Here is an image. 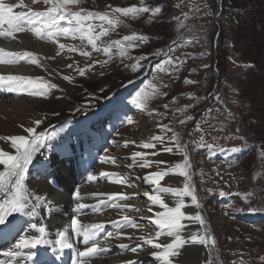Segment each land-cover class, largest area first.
Returning <instances> with one entry per match:
<instances>
[{"label": "rangeland", "instance_id": "rangeland-1", "mask_svg": "<svg viewBox=\"0 0 264 264\" xmlns=\"http://www.w3.org/2000/svg\"><path fill=\"white\" fill-rule=\"evenodd\" d=\"M4 2L23 5L13 11H43L48 7L43 2L33 4L32 0ZM130 6H159L161 11L128 17L117 13L122 23L114 29L99 19L84 22L85 33L88 25L93 26V35L102 27L108 29L107 35L97 41L101 48L132 33L147 36L146 42L128 50L127 57L119 56L116 47L111 49V58L102 50L94 51L86 34L83 39L80 33L75 38L54 35L50 39L46 33L56 31L52 28L37 37L31 31L33 26L27 24L23 25L25 30L14 32L26 39L23 54L16 56L31 54L22 59L28 71L15 75L30 77L35 82L31 90L45 92H22L24 99L41 114L42 123L35 125V129L45 137L43 146L53 149L59 134L72 135L77 128L93 133L108 129L117 134L129 125L141 144L149 142L152 136H165V145L173 147L169 154L174 157V167L184 163L185 154L177 152L174 141L169 143L175 133L191 165L190 184L205 221L203 233L215 241L207 247L195 245L203 246L206 254L211 247L218 264H264V171L259 169L256 159L259 151L264 155V0H79L77 6L70 7L73 11L111 13L114 8ZM57 27L67 25L61 21ZM60 44L65 48L61 49ZM69 46L76 51L69 50ZM141 55L147 59L140 61L142 68L133 72L131 64ZM168 56L176 63L184 62L178 71H172V65H165L163 71L157 68ZM33 57L37 64L30 62ZM80 69L84 75H79ZM186 79L196 83H185ZM51 84L56 87L49 88ZM152 85L158 90L155 93ZM92 86L95 91L90 90ZM210 92L212 95L207 97ZM145 94L149 97L146 108H136L133 98L142 99ZM198 112L201 113L197 115ZM127 117L132 118L131 124L126 122ZM158 125H166L167 129L162 132ZM163 147L158 144L147 152L168 153ZM234 148L237 150L232 151ZM3 171L5 167L0 169ZM164 181L166 187L174 183L170 178ZM176 183L182 189L185 177L177 176ZM220 192L225 195L220 196ZM162 196L169 207L178 202L170 193ZM188 198L183 197L188 206L182 210L194 216V205H190L191 197ZM162 211L165 209L156 205L146 217ZM187 255L183 252L173 258L179 260L173 264H182ZM209 262L214 264L210 257L201 264Z\"/></svg>", "mask_w": 264, "mask_h": 264}, {"label": "snow or ice", "instance_id": "snow-or-ice-1", "mask_svg": "<svg viewBox=\"0 0 264 264\" xmlns=\"http://www.w3.org/2000/svg\"><path fill=\"white\" fill-rule=\"evenodd\" d=\"M33 4H38L43 2L45 5H48L43 11H34L29 8L27 12L25 11H13L16 7H23V5H14L10 3H5L4 0H0V37H13L14 32H20L25 30L23 25H31V31L37 37H41L44 34L46 29L56 28L55 32L47 31V36L51 39L54 35H64L69 36L72 35L75 38L76 33H80V38L83 39L85 34L87 35L88 43L92 45L94 51H103L105 55H108L111 58V49L112 47H116L118 49V55L121 57H127L128 50L134 47H139L140 44L147 41L148 37L144 35H138L136 33H132L131 35H125L121 39L110 41L106 46L98 47L97 41L101 36L107 35L108 29L101 28V31L98 34H92V25L87 26V33H85V21L89 19H99L101 21H106L113 29L122 23V21L116 17V14L119 13L124 17H128L130 15H138L140 13H146L151 11L153 14L159 13L161 11L160 7L157 6L154 9H150L149 7H136L130 6L126 8H114L109 12H93L85 9H80L78 11H73L70 6H77L79 4V0H32ZM113 17V18H110ZM63 21L66 23L67 27H57L59 23ZM39 24V27H35L34 25ZM5 25L7 26L5 28ZM14 38V37H13ZM139 41V44L136 43ZM59 47L61 49L65 48L64 44H60ZM69 50L76 51L74 47L69 46ZM171 51V50H169ZM0 52H3L0 49ZM82 55L88 56L90 53L81 52ZM159 52L154 53L153 55H158ZM13 55V54H9ZM18 55V54H15ZM167 55V54H165ZM31 54L24 53L23 56L19 57L20 59H24L25 57H30ZM146 55H141L136 57V62L131 64V70L136 72L138 68H142L140 61L146 60ZM2 63H13L18 62L15 59L2 60ZM31 63L37 64L38 61L33 57L30 60ZM183 61L176 63L171 56H168L166 60H162L157 64V68L160 70H165V65H172V71H178L180 65H182ZM70 67V66H69ZM91 67V65H89ZM128 67V65H126ZM204 67H207L205 65ZM84 70H79V75H84ZM68 79V77H65ZM185 83L194 84L196 81L193 80H185ZM30 86H35V82L27 76H18V75H0V87L6 88L11 92H29L31 95H44L45 92L32 91ZM56 85L51 84L49 88H55ZM154 89V93L158 90L155 89V85H152ZM137 97L141 96V93L136 94ZM160 95H167L166 93H160ZM149 99L148 95L145 94L142 99L133 98L132 103L138 109H144L147 106V100ZM175 99V98H173ZM199 99H203L200 97ZM167 107V105H165ZM190 107V106H189ZM191 119V117H188ZM126 122L131 124L132 118L127 117ZM35 125H40L42 121L40 119H36L33 122ZM183 123V121H181ZM161 131L163 132L167 129L166 125L160 126ZM171 131L170 129H168ZM25 132L28 135H20V136H11V137H0V140L3 141H11V147L15 149V154H9L8 152L0 149V165H4L5 171L0 172V232L3 229L8 228L10 225H13V221L17 219V215L27 216V217H36L38 215L37 208L40 206L42 202H45L46 198L41 195L33 196V193L29 191L24 182L25 171L28 166L32 163L33 157L36 152L39 151V147L44 145L45 137L42 133H37L34 127H28L25 129ZM167 138L165 136H152L149 142L142 143L143 149H156L157 145H164L163 151L171 153L173 152V147L165 145V140ZM172 141L175 142V149L177 152H182L184 154V163L176 164L174 167L168 168L167 170L162 171H152L148 172L143 176V181L147 184L153 186L151 192H144L143 196L147 198L149 202L148 211L152 212L154 205H159L164 208L165 211L156 212L154 216H150L148 218L149 224L156 226L155 234L153 235L151 231L147 235H139L136 236L133 234H126L120 231L122 228L131 227L133 229L139 228L141 232L144 231L143 226L137 224L131 216L122 215L119 220L111 221L112 224L116 225L118 231L116 232L117 237L122 235H127L130 240H136L138 243L136 246H130L128 244H121L120 247L124 249L130 250L132 253H138L144 251V245L151 246V249H155L150 251L152 257L155 258L159 264H173V258H177L182 254V250L186 245L192 244H200L204 246L214 245L215 241L208 235L207 233H194L189 234L187 236L183 235V232L187 228V225L183 223L184 220H193L198 221L201 226L204 225L205 221L199 212H197L194 216L188 215L182 209H185L188 205L185 204L183 197L188 196L191 197V202L197 208H199L197 196L195 195V189L191 186L190 180V163L189 158L186 153V149L183 145L180 144L179 137L173 133L170 138L169 143ZM129 141L124 142V147L127 148L129 145ZM209 152L212 151V146L209 145ZM237 149H232V151H236ZM151 155H157L155 151L151 153ZM149 156L147 151H136L132 154L133 164L129 165V167L138 166L140 168H148L152 163H155L157 167L163 161H150L146 159ZM139 158V160H137ZM101 161L103 162H111L115 163V157L103 156L101 157ZM169 173H178L180 176L185 177V183L182 189L171 188V187H162L161 181L169 175ZM115 176L117 179L116 183H126L127 177L120 176L117 173H100V178L103 177H112ZM98 179L97 176L89 173L87 180L88 182H93ZM162 193H170L171 195L178 198V202L174 207H169L168 204L165 203V200ZM136 193L125 194V193H113L108 195L107 200H99L96 205H93L94 209H100L103 207H116V208H129L133 209L136 212H139L140 209L136 208L134 205L125 203L120 204L117 201H128L134 198ZM220 196H224V192L219 193ZM74 199L77 201L74 208V215L71 217V233L76 236H82L85 244L88 242H92L91 246H86L83 250L78 251L73 264H86L88 260L93 257H97L103 252L107 251L106 248H100L97 246L96 238L98 234L104 229V224L102 223H94V224H86L81 225L80 220L78 219V215L83 213L84 209L89 207L84 203H80L79 201L82 199L80 190L77 189L74 193ZM47 211H53V209L48 208ZM25 224L31 229L38 232V235H24L22 236L17 244L15 245L13 250H9L4 253L6 257L15 258L17 256H25L28 261H31L32 264H42V261L39 256V252L37 251L38 246L47 244L48 241L44 239L45 237V226L43 224L37 225V223H31L28 225V222L25 221ZM112 233H108V236H111ZM68 236L67 231H60L58 233L59 239L57 240V244L61 248H70L71 245L66 242V237ZM161 237L170 238V242L162 243L160 241ZM142 242V243H141ZM24 249H29L27 253H24ZM57 260L60 259L59 256L56 257ZM0 264H10V261H0ZM126 264H134V261H127ZM211 264V262H209Z\"/></svg>", "mask_w": 264, "mask_h": 264}, {"label": "bare ground", "instance_id": "bare-ground-1", "mask_svg": "<svg viewBox=\"0 0 264 264\" xmlns=\"http://www.w3.org/2000/svg\"><path fill=\"white\" fill-rule=\"evenodd\" d=\"M13 37L8 40H3L0 37V49L3 50V52H0V59H15L18 62H0V75L22 74L24 71H28L22 59L19 58L21 56L14 55L23 54L22 50L26 47V39L19 34H13ZM13 46L21 49L11 48ZM0 91H3L0 93V137L28 135L25 129L28 127L35 128L33 122L40 118L39 110L36 109L35 105L28 103L24 99L22 95L24 92H11L4 87H0ZM131 128L127 125L117 134L111 130L108 131V129L93 133L86 128H77L75 129V134L71 135L68 132L59 134L53 149H47L43 145L39 147V151L36 152L32 163L25 171L24 182L29 191L33 193V196L41 195L46 200L37 208L38 215L36 217L17 215L13 225L0 232V261H10V264H32L25 256L9 258L4 255L5 252L14 249L22 236L39 234L25 224V221H27L28 225L37 223L38 226L41 224L45 226L44 239L48 243L38 246L37 249L42 264H73L78 251L83 250L86 246H91L92 243L90 241L86 245L82 236H76L71 233V217L75 214L73 210L77 203L74 199V193L79 189L82 196L79 202L89 205V207L84 209L83 213L78 215L81 225L102 223L105 226L98 234L96 243L98 247L106 248L107 251L91 258L86 264H126L127 261H134V264H159L150 254V251H153L151 246L144 245L145 250L138 253H132L128 249L121 248V244L136 246L138 241L130 240L127 235L117 237L116 232L118 229L116 225L111 223V221L119 220L122 215H128L137 224L143 226L144 231L141 232L139 228L133 229L131 227L122 228L120 231L129 235L134 233L136 236L147 235L149 231L153 235L155 234L156 226L149 224L148 218L150 216L146 217L149 214L147 209L150 205L147 198L143 196L144 192H151L153 186L145 183L143 176L148 172L171 168V162L174 159L173 155L169 153L149 154L146 159L163 161L164 163H161L159 167L155 163H152L148 168L129 167V165L133 164L131 157L134 152L147 151V149L142 148L138 136L131 133ZM49 131L48 129L46 134ZM125 141L131 142L127 148L123 146ZM0 149L9 154H15V149L11 147L10 140H0ZM103 156L115 157V163L101 161ZM1 168H4V165H0ZM102 172L126 176L127 182L123 184L116 183L117 177L115 176L100 178V173ZM89 173L97 176L98 179L88 182ZM177 176L179 175L176 173H169L165 178H170L174 181L170 185L171 187L180 189L176 183ZM164 179L161 181L162 187H166ZM113 193L138 194L128 201L117 202L120 204H132L139 208L140 211L136 212L129 208L121 209L111 206H101L98 210L91 207L96 205L99 200L106 201L108 195ZM184 198L189 200L188 196ZM190 205L192 206L193 204ZM193 207L191 209H195L197 213L198 208L195 205ZM48 208L53 209V211H47ZM152 208V212H154L156 205L152 206ZM111 216L113 220H110ZM205 229V224L201 226L196 221V223L187 225L183 235L203 233ZM60 231L68 232L66 242L71 245L70 248L61 250L57 244ZM108 233H112V235L108 236ZM160 241L170 242V238L161 237ZM185 248L182 253L185 252V255H188L182 260V264H201L203 260H206L213 253L211 247L210 250L208 248V254L204 251L203 246L191 245L185 246ZM28 251L29 249L23 250L24 253ZM57 256L60 257L59 260L56 259ZM173 261L179 262L178 259H173Z\"/></svg>", "mask_w": 264, "mask_h": 264}, {"label": "water", "instance_id": "water-1", "mask_svg": "<svg viewBox=\"0 0 264 264\" xmlns=\"http://www.w3.org/2000/svg\"><path fill=\"white\" fill-rule=\"evenodd\" d=\"M211 95H212V92H210V93L208 94L207 97H210ZM209 103H210V101L208 102V104H209ZM205 107H206V105L203 107V109H204ZM200 113H201V112H198L197 115H199ZM256 159H257V161H258L259 169H260L261 171H264V155H263V153L259 151V152L257 153ZM198 212H199V209H198ZM210 258L212 259V261L214 262V264H218V261L215 260L213 253H212V255L210 256Z\"/></svg>", "mask_w": 264, "mask_h": 264}, {"label": "trees", "instance_id": "trees-1", "mask_svg": "<svg viewBox=\"0 0 264 264\" xmlns=\"http://www.w3.org/2000/svg\"><path fill=\"white\" fill-rule=\"evenodd\" d=\"M155 4H156V5H158V4H159V2H156ZM160 4H161V2H160ZM245 4H246V3H245ZM243 6H246V5H244V4H243ZM241 7H242V6H241ZM229 8H230V7H229ZM236 9H237V10H239L240 8H239V9H238V8H236ZM245 9H246V8H245ZM228 10H229V9H228ZM230 10H231V9H230ZM237 10H236V11H237ZM185 61H186V60H185ZM183 63H184V62H183ZM95 88H96L95 86H92V88H90V90H93V91H95Z\"/></svg>", "mask_w": 264, "mask_h": 264}]
</instances>
